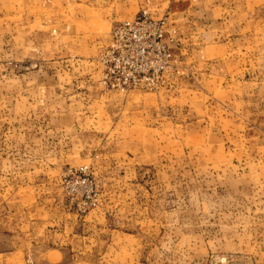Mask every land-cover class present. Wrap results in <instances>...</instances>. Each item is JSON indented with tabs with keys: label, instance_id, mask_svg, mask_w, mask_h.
Wrapping results in <instances>:
<instances>
[{
	"label": "rangeland",
	"instance_id": "obj_1",
	"mask_svg": "<svg viewBox=\"0 0 264 264\" xmlns=\"http://www.w3.org/2000/svg\"><path fill=\"white\" fill-rule=\"evenodd\" d=\"M25 3L0 0V264H264V0H209L216 44L132 95L99 80L102 13L96 61L46 63Z\"/></svg>",
	"mask_w": 264,
	"mask_h": 264
},
{
	"label": "crops",
	"instance_id": "obj_2",
	"mask_svg": "<svg viewBox=\"0 0 264 264\" xmlns=\"http://www.w3.org/2000/svg\"><path fill=\"white\" fill-rule=\"evenodd\" d=\"M62 1L63 0H25V28L30 27V30L41 31V34H37V37H35L33 33L34 41L25 42V44L28 43L30 45V51L33 48L36 49L38 53L41 52V61L46 63L52 58L54 52L65 56L62 50L68 45L71 46V48L68 49L70 56L77 57L79 61H94L97 58V46L101 45V42L100 44L97 42V35L88 32H84L81 35L80 30L86 27V25H89L91 21L81 18L83 14L96 15L102 13V15L95 17L98 19V23L101 24V26L105 28L111 26L110 30L119 22L133 20L144 10L155 19L166 18L167 29L176 31L177 41L174 47V63L177 64L188 60L186 55L189 54L192 46L195 45L197 41L199 44L200 42L201 44H205V47L214 45L216 42L213 41V39L216 34L220 33L216 22L213 21L209 15V0H192L190 3L189 0H155L153 4L150 5V8L142 9L133 15L130 14L132 9L137 11L138 8H143V5L133 6L130 1L131 3L128 2L130 8H127V4L119 2V6H117L115 11L108 13L109 11H100V8L96 7H84L77 4L64 5ZM141 2L142 1L139 3ZM125 3L127 2L125 1ZM191 6L195 7L191 9ZM129 9L131 10L129 11ZM12 11L13 10L9 9L8 13ZM112 13L114 15H112ZM119 18L121 20H119ZM114 20L117 21L113 23ZM64 22L69 23L68 26H70L71 31L67 29L63 30ZM50 29H53L54 32H51L48 38L43 39V31H51ZM58 29L59 32L57 31ZM27 35L28 34H25V38H27ZM38 37L41 38V40H38ZM104 41L102 45L106 47L110 41V34L109 37L106 35ZM96 60L99 68V80H101L99 57ZM182 75L184 76L183 71H180L179 74L177 72L176 79L174 78L176 82L173 81L174 85L172 84L171 86L172 81L170 83V79L168 84L158 92H165L168 89H172L182 78ZM139 92L140 91H130L125 94H119L132 95L138 94Z\"/></svg>",
	"mask_w": 264,
	"mask_h": 264
},
{
	"label": "built area",
	"instance_id": "obj_3",
	"mask_svg": "<svg viewBox=\"0 0 264 264\" xmlns=\"http://www.w3.org/2000/svg\"><path fill=\"white\" fill-rule=\"evenodd\" d=\"M176 41L167 19H155L147 11L115 24L98 60L101 84L120 94L159 91L173 78Z\"/></svg>",
	"mask_w": 264,
	"mask_h": 264
}]
</instances>
